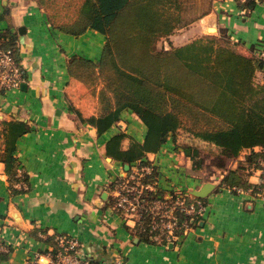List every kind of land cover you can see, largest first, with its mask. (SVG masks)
<instances>
[{"label": "crops", "instance_id": "obj_1", "mask_svg": "<svg viewBox=\"0 0 264 264\" xmlns=\"http://www.w3.org/2000/svg\"><path fill=\"white\" fill-rule=\"evenodd\" d=\"M195 24L200 26L201 35L211 27H215L214 33L223 30L229 45L252 55L264 47V0H256L249 11L237 0H214L212 10ZM8 28L18 33L19 62L27 85L0 88V119L24 120L32 129L19 137L16 148L18 175H27V181L15 183L22 192L11 193L5 165L0 161V239L11 249L0 264H27L40 256L41 261H47V251L53 245L45 238L60 232L77 236L85 256L99 262L264 264V202L247 193L218 188L223 173L221 179L212 181L217 185L211 192L208 216L173 245L141 238L137 229L110 211V182L127 163L109 156L106 142L120 130L143 140L146 127L126 110L123 119L99 134L94 125L82 122L69 108L71 100L65 93L68 57L77 53L97 60L104 35L89 29L74 36L56 29L36 0H0V31ZM190 29H181L179 35L185 36ZM201 35L183 36L181 43L173 44L181 45ZM129 142L130 138H125L123 146ZM166 147L169 151L164 156L158 150L148 152L146 158H157L164 176L175 173L176 180L191 192L200 187L204 182L198 181L196 186L190 183L191 177L198 179L199 175L191 174L189 158L174 148L171 140ZM253 174L254 181L261 175L257 167Z\"/></svg>", "mask_w": 264, "mask_h": 264}, {"label": "trees", "instance_id": "obj_2", "mask_svg": "<svg viewBox=\"0 0 264 264\" xmlns=\"http://www.w3.org/2000/svg\"><path fill=\"white\" fill-rule=\"evenodd\" d=\"M237 1L245 11L256 4V0ZM36 2L56 29L74 36L94 29L105 37L97 60L77 53L68 57L65 93L70 97L74 83L92 90L97 98L95 112L85 115L71 98L69 108L82 122L94 125L99 134L123 119L126 110L144 123L143 140L123 130L114 133L106 142L109 156L133 164L171 140L174 148L189 158L195 174L200 175L208 156L224 171L222 182L245 189L264 185V167L258 180H252L254 168L261 167L259 160L264 159V56L243 54L213 35L158 48L160 39L209 13L214 0L190 19L182 12L185 0ZM0 46L10 48L20 63L16 31H0ZM31 129L24 120L0 119V161L13 194L23 191L15 183L27 181V175H18L16 148L19 137ZM182 132L190 139L181 141ZM128 137L129 145L124 147L123 140ZM198 138L214 144L216 153L203 155L195 141ZM138 234L150 240L141 229ZM45 239L56 249L55 236ZM10 250L0 249V262L8 258Z\"/></svg>", "mask_w": 264, "mask_h": 264}, {"label": "built area", "instance_id": "obj_3", "mask_svg": "<svg viewBox=\"0 0 264 264\" xmlns=\"http://www.w3.org/2000/svg\"><path fill=\"white\" fill-rule=\"evenodd\" d=\"M259 50H256V53L264 56V47ZM24 80V69L16 62L12 50L0 46L1 89H20ZM159 151L164 156V152L168 153L169 148L165 144ZM146 157L129 164L128 168L112 179L109 187L113 197L110 211L120 215L128 226L147 233L150 237L148 241L168 246L208 216L209 201L206 197L194 195L187 185L177 184L175 173L168 177L164 176V168L161 162L156 163L157 158L154 160ZM259 164L261 167L257 168L261 174L264 159H260ZM261 182L264 183V178ZM218 188L236 194L247 193L252 198L264 202V185L256 189L253 186L245 189L236 184L222 182L221 179ZM40 235L43 236V233ZM55 241L57 247L47 251V261H41L40 256V259L33 258L27 264H119L122 262L121 259L93 262L83 253L78 237L72 234L57 233ZM0 249L8 250L9 245L0 244Z\"/></svg>", "mask_w": 264, "mask_h": 264}, {"label": "rangeland", "instance_id": "obj_4", "mask_svg": "<svg viewBox=\"0 0 264 264\" xmlns=\"http://www.w3.org/2000/svg\"><path fill=\"white\" fill-rule=\"evenodd\" d=\"M208 2H209V0H185V2L183 3V9L184 10L182 12L186 18H188V19L193 18L195 16H198L199 12L200 11L202 12L204 10V8L207 7ZM196 20H198V19H195L194 21H191V22L187 23L186 25L175 29L174 32L172 33L173 35L171 34V38L169 35L168 37H164V38L160 39L158 42V48H170L171 45H174L173 44L174 42L175 43H179V42L181 43L183 36H184V35H182V36L179 35L180 34L179 31H182L181 29H186V28L190 29L191 28L190 32L184 36V37L187 36L186 38H192L194 36L201 35L200 26L198 24H195V26H194V23L196 22ZM214 32L215 31L209 30V32L207 34H204L201 36L213 35V36H217V37L221 38L222 41L224 40L226 42L227 37L224 34V32H222V31H221V33H219V32L214 33ZM181 33H184V32H181ZM201 36H198V37H201ZM193 39H195V38H193ZM226 43H228V42H226ZM257 50L260 51L259 49H257ZM0 88H2V87L0 86ZM68 94H70V98L72 99V102L74 103V105L81 108L84 113L91 114V113L96 111V109H97V98L90 88H87V87H84L83 85H79L77 83H74L70 86ZM186 137H188V134L182 132L180 135L181 141H185V140L190 139V138L186 139ZM195 141L198 142V144L201 146L203 155L216 153L217 147L214 144H211L209 142H205L199 138L195 139ZM170 154L172 155V157L176 156V154H172L171 151H170ZM209 158L210 157L206 156L205 166L202 168L203 170L200 173L198 179L195 177L190 178L191 179L190 180L191 185L195 184V186H196L198 184V181L200 183H202V182H206V181L212 182L214 180L221 179L220 175L224 171L222 169L216 167L215 165H213V163L210 161ZM234 164L236 165L237 163L234 162L232 165H234ZM180 172L182 175L186 176V173H185V171L182 170V168H181ZM190 172H191V174H193L192 171H190ZM187 176H189V175H187ZM162 178H164V177H162ZM166 179L171 180L169 178H166ZM179 183H180V181H177V184H179ZM212 195L213 194L210 193V196L208 195L206 197L209 202H212V200H211ZM111 203L112 202H110V205H111ZM3 243L7 244L5 241H3ZM0 244H2V243H0Z\"/></svg>", "mask_w": 264, "mask_h": 264}, {"label": "water", "instance_id": "obj_5", "mask_svg": "<svg viewBox=\"0 0 264 264\" xmlns=\"http://www.w3.org/2000/svg\"><path fill=\"white\" fill-rule=\"evenodd\" d=\"M213 28H215V27H211V29H209V30L214 31ZM26 85H27V83L23 82L21 87L25 88ZM128 167H129V164L127 163L126 168H128ZM217 183L211 182V181H206L203 184H201L200 187L193 189L192 193L198 197H207L213 191V189L216 187ZM17 214H18L17 212H14L15 217L18 219ZM169 245H173V243H170Z\"/></svg>", "mask_w": 264, "mask_h": 264}, {"label": "bare ground", "instance_id": "obj_6", "mask_svg": "<svg viewBox=\"0 0 264 264\" xmlns=\"http://www.w3.org/2000/svg\"><path fill=\"white\" fill-rule=\"evenodd\" d=\"M213 30L215 31V28H213Z\"/></svg>", "mask_w": 264, "mask_h": 264}]
</instances>
